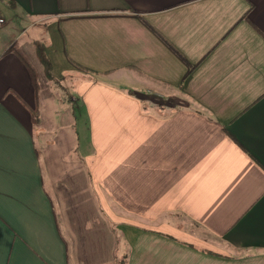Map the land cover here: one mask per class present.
Segmentation results:
<instances>
[{"label": "crops", "instance_id": "1", "mask_svg": "<svg viewBox=\"0 0 264 264\" xmlns=\"http://www.w3.org/2000/svg\"><path fill=\"white\" fill-rule=\"evenodd\" d=\"M7 1L0 264H264V0Z\"/></svg>", "mask_w": 264, "mask_h": 264}, {"label": "rangeland", "instance_id": "2", "mask_svg": "<svg viewBox=\"0 0 264 264\" xmlns=\"http://www.w3.org/2000/svg\"><path fill=\"white\" fill-rule=\"evenodd\" d=\"M4 3L6 4V6L8 5V1L5 0H0V12L3 13L4 16V21L6 20V23L2 24V26L0 27V29L2 28V30H0V37L2 33V31H8L14 34V37L17 36L18 34L23 35V40L27 41L30 40L31 38H39V39H43L44 41V35H45V29L43 27H41L40 29L36 26H29V23L27 21V19H25L22 16H15V12H13L12 10H9V8H5ZM36 32V33H35ZM17 39V38H16ZM14 39L10 42V40L8 41L9 43L8 46L11 43H14ZM78 68H81L80 66H77Z\"/></svg>", "mask_w": 264, "mask_h": 264}, {"label": "trees", "instance_id": "3", "mask_svg": "<svg viewBox=\"0 0 264 264\" xmlns=\"http://www.w3.org/2000/svg\"><path fill=\"white\" fill-rule=\"evenodd\" d=\"M13 44H11L9 46V48L13 47L12 48L13 52L17 55V57H19V59H21V61H23V63L25 64V66L29 70L35 91H37V89H38V82H37L38 78H37V73H36L34 67L29 63V61L27 60V58L25 57V55L23 54L21 49L17 46H13ZM33 47H34L35 56H36L38 62L40 63V65L42 66V74H43L44 78L47 79L48 81L53 82V83H59L60 79L59 80L56 79L51 73V62L45 53L43 42L39 41V40H35L33 42ZM37 115H38L37 111L31 112V117L33 119V122L37 121Z\"/></svg>", "mask_w": 264, "mask_h": 264}, {"label": "built area", "instance_id": "4", "mask_svg": "<svg viewBox=\"0 0 264 264\" xmlns=\"http://www.w3.org/2000/svg\"><path fill=\"white\" fill-rule=\"evenodd\" d=\"M4 23V19L0 16V25Z\"/></svg>", "mask_w": 264, "mask_h": 264}]
</instances>
